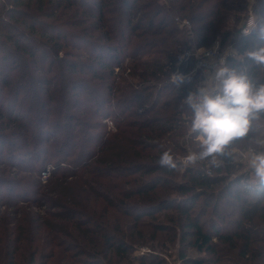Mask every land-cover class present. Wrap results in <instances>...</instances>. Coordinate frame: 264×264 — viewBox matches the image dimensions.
I'll return each instance as SVG.
<instances>
[{
	"label": "trees",
	"instance_id": "obj_1",
	"mask_svg": "<svg viewBox=\"0 0 264 264\" xmlns=\"http://www.w3.org/2000/svg\"><path fill=\"white\" fill-rule=\"evenodd\" d=\"M91 1L0 0V64L21 71L18 79L27 90L37 83L43 99L33 98L31 112L41 126L55 122L53 132L36 137L38 147L49 144L46 156L58 161L51 185L53 209H61L42 216L33 209L49 208V198H22L36 193L33 186L44 187L39 177L45 168L24 171L17 164L21 153L5 149L0 135V264H164L134 259L131 251L176 240L203 255L181 253L184 264H264V189L247 174L237 175L236 164L212 169L210 176L182 167L187 149L198 148L187 139L189 116L181 101L200 77L188 75L179 88L170 82L177 56L192 46L218 43L242 54L259 45L256 31L240 34L247 0ZM252 13L257 21L264 18V0L255 1ZM24 30L37 37L26 38ZM191 69L189 62L180 71ZM1 76L5 96L12 80ZM70 108L93 122H77ZM9 109L5 115L0 110V118L23 125ZM166 150L176 170L159 164ZM13 167L17 176L36 178V185L7 181L4 172ZM69 226L76 235L67 244L59 234Z\"/></svg>",
	"mask_w": 264,
	"mask_h": 264
},
{
	"label": "clouds",
	"instance_id": "obj_2",
	"mask_svg": "<svg viewBox=\"0 0 264 264\" xmlns=\"http://www.w3.org/2000/svg\"><path fill=\"white\" fill-rule=\"evenodd\" d=\"M252 30L259 45L242 54L227 46L206 79L181 101V107L189 116L187 139L198 148L185 157L189 164L206 162L207 167L219 169L246 159L249 180L264 189V18L243 29L244 34ZM218 47L217 43L213 50ZM229 58L242 66L231 65ZM170 79L179 88L184 77L173 74ZM158 162L170 170L178 168L167 150Z\"/></svg>",
	"mask_w": 264,
	"mask_h": 264
},
{
	"label": "rangeland",
	"instance_id": "obj_3",
	"mask_svg": "<svg viewBox=\"0 0 264 264\" xmlns=\"http://www.w3.org/2000/svg\"><path fill=\"white\" fill-rule=\"evenodd\" d=\"M255 1L250 3V0H247V7H248V13L249 10H251L255 5ZM89 3H91V0H88ZM78 31V29L76 30ZM29 31H25L24 30V36L27 38H29V36H31L32 38H36L37 36L32 34V33H28ZM23 42L29 44V42L27 40H23ZM48 46H52L51 44L48 43ZM213 47V46H212ZM226 47L222 48L221 50L224 51ZM81 60V59H79ZM69 62L74 63L76 62V59H68ZM5 66V67H4ZM0 68H2L0 70V77L1 74H3L4 72V78L7 79L10 77V79L12 80L10 87H7L4 90L3 94L6 96H0V110H2V115H5V111L4 110H10L9 108H11V110H15V115L19 117V119L22 121V123H24L23 125H19L17 126L16 124H13L12 122L7 121L4 118H0V135L3 137V139L5 140V149L10 150L12 153L17 154V153H21V157L17 156V164L21 165L24 169V171H29L32 168H34L35 170H37L38 168H40V172L42 171L43 168H45L43 171L49 170V175L47 177V179L43 182L41 181V173L43 172H38L40 173V177H39V184L41 186H44L43 188L41 187H35L33 186L32 188L34 189V191L36 192L35 194H31V195H26L23 193V197L22 198H49V200L51 201V205L48 207H39V208H35L33 209L34 212H36L39 215L44 216V212L49 211L50 214H57L59 212H61V209H53V206L56 204L57 200H56V194H55V187L51 185V182L54 181V179L52 178V173L54 172V170L57 168V163L58 161H53L49 156H46V150L49 151V144H46L44 146H39L38 147V139L36 136L39 137V135L41 134V132H43V136L44 133L46 131H52L56 128L54 127V119H49V122L47 124V126H41L40 125V120L37 119V117L34 115L33 112H31L32 109V104H33V98L36 100H41L43 98L42 97V93L41 92V97L39 96V92H38V88L36 86V84H34L33 88H31V90H27L28 86H24L21 83V80L18 79V75L21 71L17 70V73L14 74L16 72V70H12L10 68H6V62L4 64H0ZM57 67H53V71L54 72L56 70ZM13 76H15L14 78H12ZM22 76V73H21ZM53 77V74H52ZM54 81H56L54 79ZM54 84V82H53ZM30 88V87H29ZM8 91V92H7ZM32 94V95H31ZM37 108L39 110H42L40 108V106H37ZM70 110V116L74 118V120H76L77 122H90V118L86 117L84 114H82L80 111L76 110V109H69ZM91 122H93L91 120ZM106 125H107V129L110 131H114V125L111 124V122L109 120H106ZM64 124V122H63ZM62 131L64 132L66 130L65 125H63V128H61ZM72 129L73 128H69ZM80 130H84L82 127L80 128H76V132L80 133ZM101 129H96L94 131V133L96 134L97 132H100ZM55 132V131H54ZM255 134V133H254ZM30 136L32 137V139L30 137H26V136ZM60 136L55 135L54 139L59 138ZM60 139V138H59ZM58 140V139H57ZM79 139H77L78 142ZM37 147L38 150H35L34 147ZM49 146V147H48ZM193 150H191L190 148L187 149V153L191 152ZM5 156L6 153H5ZM11 156V155H10ZM59 157V158H63ZM75 158H70L67 159V163L66 164H62L61 168L64 166H68L67 164H69L68 162H71L72 160H74ZM183 158H181L182 160ZM237 166H240L239 169L238 167H236L237 169V175L240 173H245L247 174L246 171V165H247V161L246 159H241L238 163H236ZM193 167L194 169L199 167L200 170H204V171H208L210 172V174L212 173V169L207 167L206 165L201 164H196V165H189L186 167ZM183 167V166H182ZM185 167V168H186ZM184 168V167H183ZM2 171V170H1ZM0 171V172H1ZM5 176L7 181L12 182L13 180L15 181H21L22 179H26L28 182V184H33L36 185V183L38 181H36V178H32L30 175H26L24 173H22L21 175L17 176V169L11 168L8 169L7 172L5 171ZM73 179H67L66 182L70 183L72 182ZM64 182V180H63ZM49 183V184H48ZM48 184V186H47ZM12 185V183L10 184ZM9 188L11 189V187L9 186ZM45 188V189H44ZM4 192H6V188H3ZM8 190V188H7ZM12 190V189H11ZM7 193V192H6ZM6 195V194H5ZM5 210L4 208H1L0 211ZM111 216V214H110ZM107 217V215H106ZM55 224L61 225L62 222L61 221H55ZM146 234V231H145ZM75 229L72 226L67 227L66 232L63 233L62 235L59 234V238L60 240L66 242L67 244L69 243H74L72 238H74L75 236ZM149 235H150V231H149ZM140 243V242H139ZM142 250H144V252L142 253ZM181 253H183L184 255H186V257L188 258H197L198 256H203V255H199L197 254L193 249H190L186 246H182L179 245V241L176 240L175 243H171V242H164V243H158V242H147L145 245H135L131 251V256L132 258H136V259H140V258H144L146 262H151L152 260L155 261H161L164 264H184L183 261L180 258Z\"/></svg>",
	"mask_w": 264,
	"mask_h": 264
},
{
	"label": "built area",
	"instance_id": "obj_4",
	"mask_svg": "<svg viewBox=\"0 0 264 264\" xmlns=\"http://www.w3.org/2000/svg\"><path fill=\"white\" fill-rule=\"evenodd\" d=\"M255 19H256V17L251 12V10H249L248 17H247L244 25L240 29V34L242 36H249L255 32V30H252L249 34H244V31H243V29L245 27H251V25ZM176 22L182 28L188 29L190 27V24L187 21L176 20ZM200 49L201 48H196V47L192 46L190 48V50H187V51L183 52L182 54L178 55L176 58V62H175L176 70L171 74V76L173 74H180L184 78H186L188 75L192 76L194 74H198L200 77V83L204 79H206L207 74L212 71V66L217 62L219 57L222 55L223 51L220 49V47H218L215 51L213 50V47H211V48H204L207 51L205 53H200L199 52ZM229 59H232V58H229ZM189 62L190 63L192 62V69L189 71L188 74L184 75L180 71V68L183 65L186 66ZM115 72H117V70ZM170 82L172 83L171 79H170ZM188 153L186 154V156L188 155ZM185 157H183V159L181 160V164L183 167L191 165L186 161ZM48 175H49V170L43 171L41 173V178H40L41 181L44 182L47 179ZM206 175L210 176V172L206 171ZM143 252H144V250H142V253Z\"/></svg>",
	"mask_w": 264,
	"mask_h": 264
}]
</instances>
